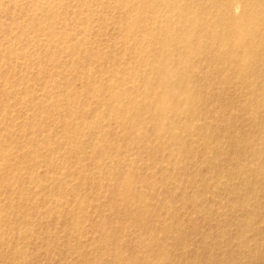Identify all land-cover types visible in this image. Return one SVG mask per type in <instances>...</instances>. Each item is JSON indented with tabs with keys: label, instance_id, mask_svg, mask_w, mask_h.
Instances as JSON below:
<instances>
[{
	"label": "rangeland",
	"instance_id": "rangeland-1",
	"mask_svg": "<svg viewBox=\"0 0 264 264\" xmlns=\"http://www.w3.org/2000/svg\"><path fill=\"white\" fill-rule=\"evenodd\" d=\"M146 1L0 0V264H264V76L192 54L182 78L165 34L196 41L197 0Z\"/></svg>",
	"mask_w": 264,
	"mask_h": 264
},
{
	"label": "bare ground",
	"instance_id": "bare-ground-1",
	"mask_svg": "<svg viewBox=\"0 0 264 264\" xmlns=\"http://www.w3.org/2000/svg\"><path fill=\"white\" fill-rule=\"evenodd\" d=\"M145 1V0H143ZM148 1V0H147ZM146 1V2H147ZM151 1V0H150ZM150 1H148V3H150ZM156 1V0H155ZM171 1V0H170ZM140 1H138V4H139ZM183 2H187L186 1H183ZM192 2V1H191ZM145 3V2H144ZM147 3V4H148ZM165 3V2H164ZM146 4V3H145ZM152 4V3H151ZM154 4V3H153ZM156 4V3H155ZM161 4V3H160ZM128 5V4H127ZM159 5V4H158ZM165 6V4H162ZM161 5V6H162ZM149 6V4H148ZM154 6V5H153ZM157 6V5H156ZM167 6V4H166ZM191 6V5H189ZM143 7V6H142ZM174 7V6H173ZM178 7V5H177ZM176 7V8H177ZM130 8V7H129ZM188 8V7H187ZM48 9V7H47ZM132 9V8H131ZM193 11H190L192 15V17L190 16L189 19H188V22L190 24L194 23L195 24V27L198 29L199 31V34H198V37L197 35H195L196 37V41H190L189 40V29L187 30L186 28V25L184 27L186 28H183L181 29V27H179L181 30V32H177L176 34H170V33H166L165 34V38L168 39V41L171 43L172 47H174V50H171L170 52V56L172 57H175V60H176V63L178 66H183L184 68L182 69L181 71V74L182 72L184 71L185 73L187 72L186 68L189 66H191L190 64V56H192V54H195V55H198V56H201L203 57L204 61L206 62V64L208 65V67H210L211 65L215 64V63H218L220 65H222L223 67H227L228 70L231 72L232 76L233 77H237L239 80H241L243 82V84L241 85H244V90L248 89V88H253L255 91H260L262 89V86L258 83V79L261 78V76H264V0H197L195 2V4L193 5L192 7ZM177 10V9H176ZM184 10V9H183ZM186 10V9H185ZM191 10V9H190ZM175 11V10H174ZM128 12V11H127ZM165 12V11H164ZM163 12V14H164ZM161 13V12H160ZM187 13V12H186ZM128 14V13H127ZM162 14H160L161 16ZM132 18H133V15H131ZM131 16H129L131 18ZM165 16V15H164ZM140 17V16H139ZM145 17V16H144ZM186 17V16H185ZM184 15H183V18H185ZM53 18V16H52ZM51 18V19H52ZM137 18V17H136ZM141 18H142V15H141ZM158 20L159 17H157ZM182 18V19H183ZM188 18V16H187ZM135 19V17H134ZM156 19V17L154 18ZM164 19V18H163ZM162 19V20H163ZM144 20V19H143ZM184 20V19H183ZM186 20V18H185ZM134 21H137V20H134ZM152 21V20H151ZM166 21V20H165ZM179 21V20H178ZM148 22V21H147ZM185 22V21H184ZM183 22V23H184ZM180 23H181V20H180ZM42 24V23H41ZM44 24V23H43ZM148 24V23H147ZM158 24V23H157ZM163 24V23H162ZM177 24V23H176ZM179 24V23H178ZM188 24V23H187ZM136 25V24H135ZM151 25V24H150ZM161 25V24H160ZM159 25V26H160ZM179 25H182V24H179ZM184 25V24H183ZM132 26V25H131ZM134 26V25H133ZM157 26V25H156ZM158 26V28H160ZM178 26V25H177ZM176 26V28H177ZM146 27H150V26H146ZM130 28V27H129ZM138 28V27H137ZM152 28V27H151ZM154 28V27H153ZM171 27H169V30H170ZM188 28H191V27H188ZM136 29V28H135ZM172 29V28H171ZM194 29V28H193ZM42 30V29H41ZM52 30V29H51ZM160 30V29H159ZM162 30V29H161ZM174 29H172L173 31ZM128 31V30H127ZM147 31V29H146ZM145 31V32H146ZM167 31V30H165ZM195 31L197 32V30L195 29ZM159 31H157V34H158ZM161 32V31H160ZM163 32V31H162ZM171 32V31H170ZM193 31L191 30V33ZM150 33V32H149ZM148 33V35H149ZM203 33H206L207 36H208V40L206 42V44H202L200 43V41L206 36V34L204 35ZM137 34V33H136ZM151 34V33H150ZM156 34V33H155ZM163 34V33H162ZM144 35V34H143ZM152 35V34H151ZM128 36V35H127ZM146 35H144L145 37ZM154 36V35H153ZM152 37V36H151ZM155 37V36H154ZM137 38V36H136ZM148 38V36H147ZM194 38V37H193ZM130 39V38H129ZM132 39V38H131ZM149 39V38H148ZM153 39V38H151ZM157 39V38H156ZM165 40V39H164ZM134 41V40H132ZM147 41V40H146ZM130 42V41H129ZM140 42V41H139ZM168 42V43H169ZM142 43V42H140ZM151 43V42H150ZM138 45V44H137ZM143 45V44H142ZM141 45V46H142ZM204 45V46H202ZM128 46V45H127ZM156 48V47H155ZM154 48V49H155ZM158 48V47H157ZM158 50V49H157ZM159 51V50H158ZM169 52V51H168ZM169 56V57H170ZM165 59V58H164ZM217 64V65H218ZM193 67V66H192ZM219 67V70H226V69H221V67L218 65ZM168 68V67H167ZM166 69V68H165ZM178 72V71H177ZM200 72V71H199ZM194 73V72H193ZM191 75V74H190ZM196 75V74H195ZM187 76V75H186ZM194 76V75H192ZM182 78L183 77V74L181 76ZM197 77V76H196ZM196 77L195 80H196ZM204 77V76H203ZM189 78V77H188ZM193 78V77H192ZM181 79V78H180ZM194 80V79H192ZM194 80V81H195ZM181 82H179V88H181V91H182V94H185L187 95V86H186V82H188L186 79H183V80H180ZM192 82V81H191ZM199 83V82H198ZM197 83V84H198ZM236 85H237V82H235ZM233 82V84H235ZM248 83V84H247ZM115 84V83H114ZM196 84V85H197ZM208 84V83H207ZM91 85V84H90ZM89 85V86H90ZM141 85V84H140ZM190 85V84H189ZM193 86H189V90H191V87H194V84H192ZM94 86V85H93ZM232 86V85H231ZM92 87V86H91ZM136 88L138 86H135ZM143 87V86H142ZM197 87V86H196ZM235 87V86H233ZM120 88V87H119ZM171 90L172 91V88H170V86H166L164 87V90L166 93H168V90ZM195 89V87L193 88ZM192 89V91H193ZM237 89V88H236ZM100 90V88H99ZM137 90V89H136ZM158 90V89H157ZM114 91V90H112ZM126 91V90H125ZM208 91V90H207ZM104 92V91H103ZM125 93V92H124ZM130 93V92H128ZM138 93V92H137ZM179 93V92H178ZM194 94L196 92H193ZM96 94V93H95ZM123 94V93H122ZM121 93L119 95H122ZM131 94V93H130ZM159 94V92H158ZM70 95V94H69ZM92 95V94H91ZM99 95V94H98ZM101 95V94H100ZM108 95V94H107ZM135 95V94H134ZM137 95V94H136ZM165 95V94H164ZM171 95V94H169ZM179 95V94H178ZM191 95V94H190ZM193 95V94H192ZM102 96V95H101ZM125 96V95H124ZM127 96V95H126ZM129 96V95H128ZM142 96V95H141ZM152 96V95H150ZM175 96V95H174ZM177 96V95H176ZM180 96V95H179ZM178 96V97H179ZM103 97L105 98V95H103ZM121 97V96H119ZM183 97V96H181ZM200 97V96H199ZM110 98V97H109ZM113 98V97H112ZM129 98V97H128ZM153 98V97H152ZM180 98V97H179ZM186 97L184 96V99ZM191 98V97H190ZM193 98L195 99V97L193 96ZM192 98V100H193ZM98 99H100L98 97ZM102 99V98H101ZM127 99V98H126ZM177 100V98H175ZM68 100V99H67ZM88 100V99H87ZM91 100V99H90ZM94 100L96 101V99L94 98ZM106 100V99H105ZM115 100V99H114ZM128 100V99H127ZM130 100V99H129ZM148 100V99H146ZM187 100V99H186ZM190 100V99H189ZM191 100V103L196 101V100ZM78 101V100H77ZM119 101V100H118ZM173 101V100H172ZM185 101V100H184ZM93 102V101H92ZM181 102V101H180ZM108 103V102H107ZM134 103V102H133ZM178 104L177 105H182V104H179V102H177ZM186 103V102H185ZM70 104V103H69ZM128 104V103H127ZM152 104V103H151ZM189 104V103H188ZM57 105V104H56ZM65 105V104H64ZM73 105H76V104H73ZM97 105V104H96ZM109 105V104H107ZM135 106V104H133ZM131 105V107L133 106ZM163 105V104H162ZM176 105V106H177ZM184 105V103H183ZM124 106V105H123ZM137 106V105H136ZM164 106V105H163ZM65 107V106H64ZM108 107V106H107ZM130 107V109H131ZM169 107V106H168ZM178 107V106H177ZM66 108H68V106L66 105ZM110 108V107H109ZM189 108V107H188ZM260 108H262L264 110V103H262L260 105ZM59 109V108H58ZM86 109V108H85ZM92 109V107H91ZM95 109V108H93ZM113 109V108H112ZM133 109V107H132ZM172 109V108H171ZM193 109V108H192ZM62 110V109H61ZM77 110V109H76ZM79 110V108H78ZM77 110V111H78ZM177 109H175L176 111ZM181 110V108H180ZM60 111L57 110L56 112ZM65 111V110H64ZM70 111V110H69ZM95 111V110H94ZM93 111V112H94ZM162 111V110H161ZM249 111H252V112H255L257 110H255L254 108H252V106H250L249 108ZM63 111H61V114ZM88 112V111H87ZM144 112V111H143ZM153 112V111H152ZM165 112V111H164ZM174 112V111H173ZM171 112V113H173ZM196 113V111H194ZM69 113V112H68ZM82 113V112H81ZM180 113V112H178ZM57 114V113H56ZM60 114V113H59ZM67 114V113H66ZM71 114V112H70ZM80 114V113H79ZM86 114V113H85ZM92 114V113H90ZM103 114V113H102ZM106 114V113H105ZM158 114V113H157ZM168 114V113H167ZM181 114V113H180ZM187 114V113H186ZM253 114V113H252ZM74 115V114H72ZM76 115V114H75ZM84 115V114H82ZM107 115V114H106ZM127 115V114H126ZM125 115V116H126ZM146 115V114H145ZM162 115H164V113H162ZM171 115V114H170ZM177 115V114H176ZM195 115V114H194ZM198 115V114H197ZM205 115V114H204ZM60 116V115H59ZM78 116V115H77ZM86 116V115H84ZM87 116H88V113H87ZM93 116V115H92ZM102 116V115H101ZM160 116V115H159ZM169 116V115H167ZM172 116V115H171ZM180 115L177 116V118H179ZM202 116V115H201ZM63 117V115H62ZM90 117V116H89ZM175 117V116H174ZM173 117V118H174ZM199 117V116H198ZM197 117V118H198ZM255 117V116H254ZM75 118V117H74ZM81 118V117H80ZM172 118V119H173ZM184 118V117H183ZM187 118V117H186ZM194 118V117H193ZM202 118V117H200ZM204 118V116H203ZM76 119V118H75ZM91 119V118H90ZM132 119V118H131ZM176 119V118H175ZM199 119V118H198ZM69 120V119H68ZM77 120L79 119H76L75 121L77 122ZM83 120V119H82ZM88 119L85 120V122L87 121ZM149 120V119H147ZM154 120V119H153ZM177 120V119H176ZM195 120V119H194ZM203 120V119H202ZM67 121V120H66ZM70 121V120H69ZM134 121V120H133ZM137 121V120H136ZM181 121V120H179ZM193 121V120H192ZM253 121V120H252ZM61 122V121H60ZM126 122V121H125ZM138 122V121H137ZM155 122V121H154ZM171 122V121H170ZM65 121H64V125H65ZM74 121H72L70 124H73ZM161 123V122H160ZM180 123V122H179ZM196 123V122H194ZM70 124H67L66 123V127H68L67 125H70ZM80 123H78L77 125L79 126ZM174 124V123H172ZM182 124V123H181ZM61 125V124H60ZM88 125V124H87ZM100 125V124H99ZM123 125V124H122ZM254 129L256 131V129L258 130V125L257 123H254ZM72 128L75 127V125H71ZM81 126V125H80ZM85 126H86V123H85ZM84 126V127H85ZM121 126V125H120ZM184 126V125H183ZM190 126V124H189ZM189 126H187L189 128ZM198 126V125H197ZM70 127V126H69ZM82 128V127H80ZM162 128V127H161ZM197 128V127H196ZM86 129H88V127L86 126ZM104 129V127H103ZM190 129V128H189ZM198 129V128H197ZM71 131V129H69ZM75 130V129H74ZM72 130V131H74ZM77 130V128H76ZM83 130V128H82ZM97 130V128H96ZM101 130V128H100ZM188 130V129H187ZM193 130V129H192ZM192 130H190L192 132ZM195 130V129H194ZM79 131V130H78ZM105 131V130H103ZM108 131V130H107ZM159 131V130H158ZM174 131V130H173ZM172 131V132H173ZM179 132H182L178 129ZM189 131V130H188ZM189 131V133H190ZM259 131H261L259 129ZM77 132V131H75ZM80 132V131H79ZM86 132V131H85ZM95 132V130H94ZM98 132V130H97ZM148 132V131H147ZM185 132V131H184ZM187 132V131H186ZM195 132V131H194ZM64 133V132H63ZM74 133V132H73ZM81 133V132H80ZM80 133H75L73 135H77V134H80ZM154 133V132H153ZM156 133V132H155ZM197 133V132H195ZM83 134V133H82ZM91 134V133H89ZM145 134V133H144ZM171 134V133H170ZM200 134V131L199 133ZM64 135V134H63ZM166 135H168V133H166ZM177 135V134H176ZM182 134L180 133V136ZM185 135V134H184ZM195 135V134H193ZM82 135H77V137H74L76 139H78V137H80ZM88 136V135H87ZM90 136V135H89ZM103 136V134H102ZM144 136V135H142ZM153 136V135H152ZM151 136V137H152ZM162 136V135H161ZM196 136V135H195ZM200 136V135H199ZM157 137V136H156ZM171 137V136H170ZM177 137V136H175ZM184 137V136H183ZM188 137V136H187ZM211 137V136H209ZM88 138V137H87ZM142 138V137H141ZM167 138V137H166ZM198 139V137H195V139ZM163 139V138H162ZM186 139V138H185ZM191 140V139H190ZM194 140V139H193ZM192 140V141H193ZM203 140V139H202ZM208 140V139H207ZM78 141V140H77ZM195 141V140H194ZM200 141V140H199ZM198 141V142H199ZM206 141V140H205ZM162 143V142H161ZM195 143V142H194ZM64 144V143H62ZM105 144V143H104ZM153 144V143H152ZM177 144V143H176ZM193 144V143H192ZM80 145V144H79ZM78 145V146H79ZM87 145V144H86ZM246 145V144H245ZM150 146V145H149ZM190 146V145H189ZM75 147V146H73ZM90 147V145H89ZM248 147V146H246ZM65 148V147H64ZM76 148V147H75ZM80 148V147H78ZM77 148V150H79ZM71 149V148H70ZM85 149V148H84ZM153 149V148H152ZM54 150V149H53ZM67 150V148H66ZM74 150V149H72ZM82 150V149H81ZM92 150V148H91ZM95 150V149H93ZM98 151V150H96ZM114 151V149H113ZM142 151V150H140ZM148 151V149L146 150ZM191 151V150H190ZM23 152V151H22ZM25 152V151H24ZM67 152V151H66ZM69 152V151H68ZM65 153V152H64ZM79 153H81L79 151ZM96 153V152H95ZM98 153V152H97ZM153 153V152H152ZM259 154H261L262 152L258 151ZM63 154V153H62ZM94 154V153H93ZM96 155V154H94ZM107 155V154H106ZM61 156V155H60ZM121 156V154H120ZM102 157V156H101ZM122 157V156H121ZM86 158V157H85ZM97 158V156H96ZM1 159V158H0ZM49 159V158H48ZM103 159V158H102ZM128 160V159H127ZM18 161V160H17ZM92 162V161H91ZM19 163V162H18ZM14 164V163H13ZM60 164V163H59ZM65 164V163H64ZM112 164V163H111ZM128 164V163H127ZM1 165V164H0ZM100 165H103V164H100ZM20 167V166H19ZM112 167V165H111ZM145 170V169H144ZM174 170V169H173ZM20 171V170H19ZM177 171V170H176ZM17 172V171H16ZM64 172V171H63ZM125 172V171H124ZM147 173V171H146ZM177 173V172H176ZM65 174V173H64ZM63 174V175H64ZM73 174V173H72ZM23 175V174H22ZM71 175V173H70ZM128 175V174H126ZM6 176V175H5ZM19 176V175H18ZM128 177V176H127ZM126 177V180H120L121 181V187L119 186L120 190L119 189H116L114 191V194L112 193L111 195H114L115 197L116 196H121L123 194V192L125 191L126 192H129V183H130V180L127 179ZM71 178V177H70ZM74 178V177H73ZM7 179V177H6ZM5 180V179H4ZM73 181V179L71 180ZM76 181H74L75 183ZM42 183V182H41ZM72 183V182H71ZM78 183V182H76ZM33 184V183H32ZM7 185V184H6ZM9 185V184H8ZM45 185V184H44ZM43 185V186H44ZM76 185V184H75ZM134 185V183H133ZM147 185V184H146ZM10 186V185H9ZM74 186V185H72ZM100 186V185H99ZM138 186V184H137ZM41 187V186H40ZM77 187V186H75ZM13 188V187H12ZM32 188V187H31ZM43 188V187H42ZM135 188V187H134ZM47 189V188H46ZM74 189V188H73ZM72 189V190H73ZM78 189V188H77ZM75 188V190H77ZM115 189V188H114ZM1 187H0V191H1ZM6 190V187L5 189ZM16 190V189H15ZM23 190V189H22ZM29 190V189H28ZM132 190H133V187H132ZM62 192V191H61ZM70 192V191H69ZM138 192V191H137ZM2 193V192H1ZM130 195H134L133 191H130L129 192ZM10 194V193H9ZM26 194V193H25ZM63 194V193H62ZM80 196V195H79ZM129 196V195H128ZM8 197V196H7ZM30 197V196H29ZM134 199L137 200V202L139 204H142L143 200L141 199L142 197H138L137 194L135 196H133ZM19 198V197H18ZM32 198V197H31ZM123 197H121L122 199ZM131 198V197H130ZM120 199V200H121ZM118 200V199H117ZM32 202V201H31ZM122 202L124 204H127L128 201L126 200H123L122 199ZM19 203V202H18ZM130 203V201H129ZM133 203V202H132ZM9 204V203H8ZM30 204V203H29ZM33 204V203H32ZM134 204V203H133ZM136 204V203H135ZM10 205V204H9ZM13 205V204H12ZM17 205V204H16ZM144 205V204H143ZM7 206V205H6ZM12 208V207H11ZM10 208V209H11ZM34 208V206H33ZM146 208V207H145ZM7 209H9V207H7ZM14 209V208H12ZM11 209V210H12ZM17 209V208H16ZM35 209V208H34ZM142 210V208H141ZM140 210V211H141ZM17 212V210H15ZM49 212H51V210H48ZM53 211V210H52ZM139 211V212H140ZM143 211V210H142ZM3 212V210H2ZM48 212V213H49ZM32 213V212H31ZM66 213V212H65ZM17 213H15L16 215ZM20 213H18L19 215ZM29 214V213H28ZM38 214V213H37ZM143 214V212H142ZM17 215V216H18ZM22 215V214H21ZM26 215V214H25ZM54 215L51 214L50 216ZM24 216V215H23ZM21 217V216H19ZM19 217H16V218H19ZM42 217V216H41ZM2 218V216H1ZM12 217H10L11 219ZM50 218V217H49ZM141 218V217H140ZM28 219V218H26ZM52 219V218H50ZM54 219V217H53ZM29 220V219H28ZM27 220V221H28ZM32 220V219H30ZM21 221V220H20ZM139 221V220H138ZM24 222V220H23ZM143 222V221H141ZM7 223V222H6ZM81 223V222H80ZM26 224V223H24ZM34 229V228H33ZM35 230V229H34ZM38 230V229H37ZM36 231V230H35ZM82 231V229H81ZM33 235H35L34 233H32ZM25 235V234H24ZM24 235L22 237H24ZM27 235V234H26ZM25 235V236H26ZM31 235V234H30ZM28 236V235H27ZM36 236V235H35ZM29 237V236H28ZM32 237V236H30ZM54 237V236H53ZM51 237V238H53ZM65 237V236H64ZM34 238V237H33ZM32 238V239H33ZM58 238V237H57ZM79 238V237H77ZM29 240V239H28ZM31 240V239H30ZM36 240V239H34ZM58 240V239H57ZM61 240V239H60ZM32 241V240H31ZM51 241V240H50ZM53 242V240H52ZM60 242V241H59ZM62 242V241H61ZM66 242V241H65ZM48 243H51V242H48ZM47 243V244H48ZM63 243V242H62ZM84 244V243H83ZM121 244V243H120ZM85 245V244H84ZM50 246V244H49ZM139 247V246H138ZM86 249V247H85ZM88 249V248H87ZM52 250V249H51ZM52 252V251H50ZM59 254V253H58ZM69 256V255H68ZM147 256V255H146ZM27 257V256H26ZM31 257V256H30ZM114 258H111V262H116L117 264H132V260L129 258V257H125L121 254H115V256H113ZM148 257V256H147ZM102 258V257H101ZM108 259V258H107ZM105 260V259H104ZM98 261V260H97ZM100 261V260H99ZM139 261V260H138ZM141 261V259H140ZM134 262V261H133ZM93 264V263H92ZM141 264V262L139 263ZM142 264H152L151 261H149V258L148 259H145V260H142ZM155 264V263H154Z\"/></svg>",
	"mask_w": 264,
	"mask_h": 264
}]
</instances>
